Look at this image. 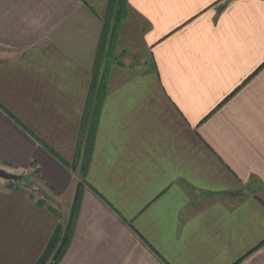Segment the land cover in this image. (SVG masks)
<instances>
[{"label": "crops", "instance_id": "1", "mask_svg": "<svg viewBox=\"0 0 264 264\" xmlns=\"http://www.w3.org/2000/svg\"><path fill=\"white\" fill-rule=\"evenodd\" d=\"M109 3L0 0V169L45 194L0 179V264L39 263L79 184L59 264H264V0L127 1L150 65L112 73L82 184Z\"/></svg>", "mask_w": 264, "mask_h": 264}, {"label": "trees", "instance_id": "2", "mask_svg": "<svg viewBox=\"0 0 264 264\" xmlns=\"http://www.w3.org/2000/svg\"><path fill=\"white\" fill-rule=\"evenodd\" d=\"M127 1L110 0L109 3V14L106 18L105 32L99 45L94 66V79L83 117L81 143L79 144L75 161L76 166L81 169L83 178H85L89 168L100 112L110 87L113 68L117 62L114 47L117 43L122 23L128 14ZM118 65L121 64L118 62ZM81 200L82 185L79 184L68 219L63 221L60 214L56 211L54 212L59 219V223L45 254L38 264H48L49 261L53 262V264L60 263L75 231Z\"/></svg>", "mask_w": 264, "mask_h": 264}, {"label": "rangeland", "instance_id": "3", "mask_svg": "<svg viewBox=\"0 0 264 264\" xmlns=\"http://www.w3.org/2000/svg\"><path fill=\"white\" fill-rule=\"evenodd\" d=\"M129 11V10H128ZM129 13V12H128ZM129 18L127 19L126 22L122 23L120 32L118 34V38H117V43L114 47V54L117 58V62H116V66L113 68V74H115L114 76H121L120 73H127L130 71H133L129 68L133 67V66H137V67H141L142 70H139L137 67L136 69L133 71L135 73H142L139 71H145L148 70L149 68V61H150V56L148 55V52L146 50H144L142 48V42H141V24L139 23V21H136V18L132 15V13H129ZM105 32V31H104ZM110 47V46H109ZM118 62L121 65H118ZM121 69L120 71L118 69ZM81 143V140H80ZM77 158V157H76ZM4 170V169H3ZM71 172H73L76 176H77V180L78 182H82L84 181V178L82 177V173H81V169L79 167L76 166L75 162L74 164L71 166L70 168ZM6 171V170H5ZM18 175V174H16ZM24 175V174H23ZM22 176V175H20ZM31 183L32 180L30 178ZM9 182V181H7ZM9 183H14L15 185H23L21 181L18 182H9ZM34 184V183H33ZM35 191L40 193V195H45L42 193V190H39V187L35 188ZM46 198V197H44ZM74 200V199H73ZM66 202V201H65ZM50 205L52 206L51 209L53 212H57L60 214V216L63 218L62 220H67L68 219V215L66 216V214L64 213V207L62 208V206L59 204V208L57 209V206L50 203ZM70 215V213H69ZM58 223H59V219H58ZM48 264H53V262L49 261Z\"/></svg>", "mask_w": 264, "mask_h": 264}, {"label": "water", "instance_id": "4", "mask_svg": "<svg viewBox=\"0 0 264 264\" xmlns=\"http://www.w3.org/2000/svg\"><path fill=\"white\" fill-rule=\"evenodd\" d=\"M0 179L9 181V182H18L21 181L27 187L35 189L36 186L30 181V174H24L22 176L9 173L3 169H0Z\"/></svg>", "mask_w": 264, "mask_h": 264}]
</instances>
